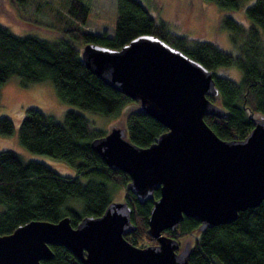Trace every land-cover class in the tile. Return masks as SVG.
Listing matches in <instances>:
<instances>
[{"label":"trees","instance_id":"16d2710c","mask_svg":"<svg viewBox=\"0 0 264 264\" xmlns=\"http://www.w3.org/2000/svg\"><path fill=\"white\" fill-rule=\"evenodd\" d=\"M116 1L113 36L85 30L90 8L83 0H69L70 17L62 16L61 10L55 16L60 36L52 42L33 34L16 35L0 23V89L14 78L23 87L49 81L63 103L118 119L134 101L95 76L85 66L81 50L91 43L121 49L138 36L154 35L214 73L220 105L226 110V117H205L214 132L224 140L246 138L255 127L254 119L264 116V0H210L228 12L244 10L241 18L227 14L223 20L222 27L233 34L235 52L214 41L177 35L142 0ZM232 71L241 73L239 81L232 79ZM126 122L131 141L142 147L167 131L157 119L140 112H131ZM15 132L12 120L0 116V133ZM103 135L82 113L69 111L60 123L39 109H27L18 130L21 146L73 166L76 173L63 176L46 163L0 150V235L33 220L58 222L68 217L75 227L86 216L102 215L118 190L125 189L137 226L127 239L140 247L147 240L156 244L148 235L153 201L140 204L126 190L130 176L112 170L94 152L92 141ZM155 196L160 197V191ZM200 226L186 217L175 231L165 232L176 240L192 238L189 264H264V201L232 223L198 233ZM52 249L54 258L43 264H82L68 249Z\"/></svg>","mask_w":264,"mask_h":264},{"label":"water","instance_id":"95a60500","mask_svg":"<svg viewBox=\"0 0 264 264\" xmlns=\"http://www.w3.org/2000/svg\"><path fill=\"white\" fill-rule=\"evenodd\" d=\"M81 57L95 76L134 101L91 147L109 168L130 176L126 190L140 204L153 201L148 235L157 243L140 247L127 239L137 226L124 196L75 227L68 217L33 220L0 235V264H43L54 258L53 246L82 264H189L192 238L176 240L166 231L187 217L203 232L264 201V116L254 119L246 138H220L205 120L226 117L214 73L154 35L121 49L87 44ZM131 112L157 119L167 131L148 147L133 143L126 124Z\"/></svg>","mask_w":264,"mask_h":264},{"label":"rangeland","instance_id":"374dc122","mask_svg":"<svg viewBox=\"0 0 264 264\" xmlns=\"http://www.w3.org/2000/svg\"><path fill=\"white\" fill-rule=\"evenodd\" d=\"M90 8V16L84 26L87 32L94 34L107 33L113 36L117 21L116 0H83ZM150 11L161 20L167 22L173 32L190 40H208L216 42L227 51L235 52L236 42L233 34L222 27L227 14L241 18L244 10L237 13L228 12L210 0H142ZM69 0H0V23L8 27L16 35L33 34L48 41H55L60 36L55 26L58 12L69 16L67 8ZM60 8V9H59ZM63 12V13H62ZM54 24V26H53ZM235 81L241 79V73L232 71ZM35 108L63 123L69 111L85 115L98 133L105 134L109 126L118 119L91 114L76 106L63 103L57 96L53 84L49 81L23 87L17 78L11 79L0 89V116L9 117L15 125L12 135L0 133V150H12L21 155L25 161H40L51 166L63 176H74L75 169L62 161L48 155L32 153L21 146L18 138L19 124L24 119L27 109ZM120 118V119H119ZM116 198L125 196V189L116 193ZM146 244H154L146 241Z\"/></svg>","mask_w":264,"mask_h":264}]
</instances>
